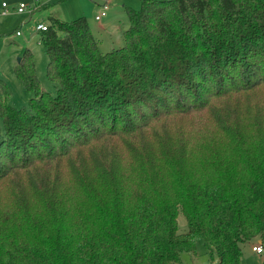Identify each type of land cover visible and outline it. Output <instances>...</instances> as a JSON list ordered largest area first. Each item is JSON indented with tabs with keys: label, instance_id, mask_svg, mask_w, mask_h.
I'll list each match as a JSON object with an SVG mask.
<instances>
[{
	"label": "trees",
	"instance_id": "1",
	"mask_svg": "<svg viewBox=\"0 0 264 264\" xmlns=\"http://www.w3.org/2000/svg\"><path fill=\"white\" fill-rule=\"evenodd\" d=\"M125 11L107 52L84 16H48L53 93L29 48L27 107L0 82V264H174L198 239L243 264L264 242V0Z\"/></svg>",
	"mask_w": 264,
	"mask_h": 264
},
{
	"label": "rangeland",
	"instance_id": "2",
	"mask_svg": "<svg viewBox=\"0 0 264 264\" xmlns=\"http://www.w3.org/2000/svg\"><path fill=\"white\" fill-rule=\"evenodd\" d=\"M108 1L106 15L101 20L108 18L110 24H126L128 18L125 9L127 7L138 9L141 2V0ZM3 2L6 4L8 12L2 15ZM20 2L26 4L23 12L16 11V7ZM99 2V0H0V82L8 87L12 105L27 107V100L32 96L30 92L23 88L13 72V66L19 62L18 58H21L25 48H29L33 53L35 72L41 87L48 92H54L53 84L48 81L45 75L47 56L39 38L40 32L35 29L36 23L46 24L48 16L51 14L65 21L84 16L89 26L96 29L97 23L101 20L95 22L93 16L100 12ZM44 4H47V6L34 10L37 5ZM16 31L19 34H15ZM105 42L106 38H103L102 44H105ZM112 46L103 47V52L117 48L116 45ZM177 226L179 231L185 230L187 227L186 219L180 210L177 214ZM254 244H261L263 252L257 254L252 251L251 246ZM240 246L242 250L241 262L243 264H264V242L258 236L240 243ZM216 261V258L211 261L202 241L198 239L195 253H182L181 262L174 264H215Z\"/></svg>",
	"mask_w": 264,
	"mask_h": 264
},
{
	"label": "crops",
	"instance_id": "3",
	"mask_svg": "<svg viewBox=\"0 0 264 264\" xmlns=\"http://www.w3.org/2000/svg\"><path fill=\"white\" fill-rule=\"evenodd\" d=\"M38 8L40 9L41 5L40 6L37 5L34 10H36ZM94 16H93V19H94L95 22H98V21L101 20V19L96 20L94 18ZM108 22H109V20L107 18V19L101 20L99 23H97L98 25H96V29H92L90 27L94 37L97 40L98 48L102 52H103V47H105L107 45H108V47H113L112 45H116L115 47H117V48L123 45L124 41H123L122 31L128 25V22L126 24H124V23H120V24L119 23H112V24H110ZM36 24H38V23H36ZM46 24H47V22H46ZM37 31H39V30H37ZM105 32H106V34H105ZM103 38H106L105 44H102L103 43ZM107 51H109V50H107ZM182 231H184V230H182Z\"/></svg>",
	"mask_w": 264,
	"mask_h": 264
},
{
	"label": "built area",
	"instance_id": "4",
	"mask_svg": "<svg viewBox=\"0 0 264 264\" xmlns=\"http://www.w3.org/2000/svg\"><path fill=\"white\" fill-rule=\"evenodd\" d=\"M100 2L98 5L100 6V12L94 16L96 20L101 19L102 16L106 14V9L108 8V0H99ZM2 6L4 9L1 11V14H6L8 12V9L6 8V4L3 2ZM26 8V4L23 2H20L18 6L16 7L17 12H23ZM46 28V24L44 23H38L35 26L36 30H44ZM15 34H19L18 31L15 32ZM251 250L255 251L257 254L263 252V246L261 244H255L251 246Z\"/></svg>",
	"mask_w": 264,
	"mask_h": 264
},
{
	"label": "water",
	"instance_id": "5",
	"mask_svg": "<svg viewBox=\"0 0 264 264\" xmlns=\"http://www.w3.org/2000/svg\"><path fill=\"white\" fill-rule=\"evenodd\" d=\"M18 61H20V58H18Z\"/></svg>",
	"mask_w": 264,
	"mask_h": 264
}]
</instances>
